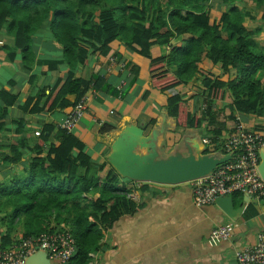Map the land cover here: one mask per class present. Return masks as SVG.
<instances>
[{"label": "trees", "instance_id": "trees-1", "mask_svg": "<svg viewBox=\"0 0 264 264\" xmlns=\"http://www.w3.org/2000/svg\"><path fill=\"white\" fill-rule=\"evenodd\" d=\"M204 1L0 0V40L4 35L11 39L0 44L7 59L19 56L22 66L30 70L37 61L34 35L48 23L62 57L42 63L50 70L61 63L67 67L52 85L29 94L20 110L38 113L65 108L91 88L108 89L110 85L100 75L85 79L79 69L90 57L106 55L110 43L119 40L148 57L152 47L169 45L160 56L150 57L151 85L160 91L177 89L167 97V114L177 126L203 130L216 144L212 149L223 143L227 121L235 122L236 112L261 117L264 122V46L254 40L257 30L244 24L254 16L236 0H218L226 10L212 16L213 8ZM252 1L264 5V0ZM173 39L178 43L172 44ZM204 58L222 70L234 68V76L224 80L203 68ZM196 75L202 76V113L191 112L184 98ZM34 78L31 74L29 82ZM114 91L123 92L117 87ZM68 95H74V100ZM216 100L226 104L214 108ZM17 101L16 93L0 88V167H8L0 172V246L12 242L16 229L29 236L64 224L75 239L71 264H87L89 253L99 246L102 229L140 207L129 196L137 188L122 181L107 162L95 163L96 154H89L82 140L55 123L42 124L39 134L29 137L23 116L12 119L14 127L7 128L9 108ZM9 131L15 138L3 140ZM27 151L33 155L22 163ZM208 152L210 147L203 151ZM8 171L10 178L5 180ZM95 192L96 197L88 196ZM248 210L246 216L257 213L251 205Z\"/></svg>", "mask_w": 264, "mask_h": 264}, {"label": "crops", "instance_id": "crops-1", "mask_svg": "<svg viewBox=\"0 0 264 264\" xmlns=\"http://www.w3.org/2000/svg\"><path fill=\"white\" fill-rule=\"evenodd\" d=\"M210 1L206 0L204 3ZM249 2L250 8L241 7L238 3L237 5L248 11L255 9V14L251 11L257 30L254 37L256 42L264 46V5L256 6L252 0ZM211 7L217 12L214 15L211 10L212 16L226 10V6H220L218 0L216 5ZM248 21L252 19L245 20L246 27ZM247 29L253 30L248 27ZM0 41L10 42L11 39L4 35ZM171 43H178V39H173ZM109 46L110 50L106 55L90 57L89 62L79 69L83 78L100 75L110 87L105 90L91 88L86 92L85 113L71 131L83 141L89 154H96L93 159L95 163L107 162L112 166L107 158L113 150V141L117 134L130 124L142 128L143 135L151 139L156 147L157 159H165L172 154L187 156L196 153V144H199V148L210 147V154H220L211 148L216 144L210 141L206 146L202 142V139L207 137L203 130L177 126L175 119L167 114V97L175 94L177 89L160 91L151 85L150 57L160 56L169 49V45L152 47L149 57L132 51L119 40L112 41ZM34 51L37 61L27 70L22 66L19 56L10 61L4 51L0 50V88L18 95L17 103L9 108L5 124L7 128H13L12 119L23 116L28 137L37 135L36 131L39 132L44 123H62L72 107L71 105L52 111L42 110L38 113H23L20 110L19 105L29 94L34 95L39 89L52 85L59 73L65 74L67 70L62 63L54 70L42 63V60H59L62 57L61 47L54 41L48 23L34 35ZM200 64L224 80L235 74L234 68L222 70L206 58ZM135 67L138 69L135 70ZM31 74H34L35 78L29 82ZM201 78V75H196L188 83L189 90L184 94L191 112L202 113L203 110ZM9 80L13 82L9 83ZM118 85L123 91L121 95L114 91V87ZM67 97L71 101L74 100V95ZM213 103L216 107L226 104L222 100ZM236 114L246 128L254 129L264 137V122L261 117L241 112ZM106 124L112 125L113 128L101 130ZM226 126L222 140L233 129L234 121H227ZM14 138L10 131L3 135L5 141ZM136 150L146 153L145 149L139 147ZM30 155L33 153L27 151L22 163ZM259 156L261 161L264 157V146L260 148ZM22 163L19 168H22ZM120 177L128 185L136 186L137 189L129 196L140 207L132 213L118 217L107 228L102 229L99 246L89 253L87 264H238L236 250L254 245L259 232L264 231L263 196L254 197L239 192L232 194L233 209L237 212L233 217H229L215 202L196 206L190 181L164 184L138 181L123 175ZM143 184H146L145 187H140ZM97 195L95 192L88 196ZM249 205L257 211L255 215L246 216ZM224 223L233 224L232 236L228 240L213 238V228ZM17 233L21 234V229L14 231L15 235ZM50 264H54V261L50 260Z\"/></svg>", "mask_w": 264, "mask_h": 264}, {"label": "built area", "instance_id": "built-area-1", "mask_svg": "<svg viewBox=\"0 0 264 264\" xmlns=\"http://www.w3.org/2000/svg\"><path fill=\"white\" fill-rule=\"evenodd\" d=\"M86 107L87 99L83 96L72 105L59 126L71 132L83 117ZM36 133L39 134L38 131ZM203 142L208 143L209 139L206 137ZM222 146L220 154H230V160L209 174L190 181L196 206L213 203L219 195L236 192L264 196V176L259 172V151L264 146V137L258 131L246 128L236 114L233 129L223 139ZM233 229L232 223L220 224L213 228L211 235L219 240H228ZM37 250L45 251L54 264H71L76 251L75 239L64 224L35 235L24 236L21 233L9 245L0 246V264H27V257ZM235 257L238 264H264V231L259 232L254 245L236 250Z\"/></svg>", "mask_w": 264, "mask_h": 264}, {"label": "water", "instance_id": "water-1", "mask_svg": "<svg viewBox=\"0 0 264 264\" xmlns=\"http://www.w3.org/2000/svg\"><path fill=\"white\" fill-rule=\"evenodd\" d=\"M195 145L196 153L187 156L169 155L165 159H157V151L151 139L143 135V129L137 125H126L115 137L112 152L108 156L109 163L116 172L124 177L164 184H177L203 177L216 167L230 160V154L203 153L202 148ZM139 147L146 153L136 150ZM259 172L264 176V157L259 163ZM229 217L237 210L233 209L231 195H219L214 201ZM27 264H50L47 253L37 250L31 253Z\"/></svg>", "mask_w": 264, "mask_h": 264}, {"label": "rangeland", "instance_id": "rangeland-1", "mask_svg": "<svg viewBox=\"0 0 264 264\" xmlns=\"http://www.w3.org/2000/svg\"><path fill=\"white\" fill-rule=\"evenodd\" d=\"M210 1V0H209ZM241 4L240 6L242 7H248V8H250V6H251V3L249 2V0H236V4ZM207 4H211V5H213V6H215L216 5V0H211L209 3L207 2ZM215 10H212V14H216L217 12H214ZM252 11V13H254L255 14V9H253V10H251ZM261 22V21H260ZM247 27L248 28H252V29H255V18H253L252 19V21H248V24H247ZM254 40H255V37H254ZM258 43V45H261L262 43H259V42H257ZM215 105V104H214ZM214 108H217L216 106H214ZM204 138H206V137H204ZM203 138V139H204ZM208 138V137H207ZM203 139H202V142H203ZM209 142H210V140H209ZM209 142L208 143H205V142H203L206 146H208L209 145ZM214 146V145H213ZM206 148H208V147H205V148H202V152L206 149ZM198 149H201V148H198ZM222 149H223V146H222V143H220V145L217 147V149H216V151L217 152H222ZM211 151H214V150H211ZM209 153V152H208ZM210 154V153H209ZM26 161V160H25ZM25 161H23V162H25ZM15 165H12V168L14 167ZM20 167H23V165H21ZM8 169V167H0V172H4V171H6ZM6 175L7 176H5V180H8L9 178H10V173H9V171L8 172H6ZM1 214V213H0ZM15 232H18V229H16L15 230ZM19 233H17L16 235H18ZM15 235V236H16Z\"/></svg>", "mask_w": 264, "mask_h": 264}]
</instances>
